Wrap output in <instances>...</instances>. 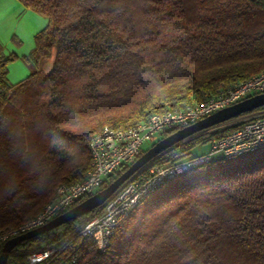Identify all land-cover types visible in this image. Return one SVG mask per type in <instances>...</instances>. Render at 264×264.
Returning a JSON list of instances; mask_svg holds the SVG:
<instances>
[{
    "label": "trees",
    "instance_id": "obj_1",
    "mask_svg": "<svg viewBox=\"0 0 264 264\" xmlns=\"http://www.w3.org/2000/svg\"><path fill=\"white\" fill-rule=\"evenodd\" d=\"M18 1L47 23L26 56L30 73L16 84L6 70L14 56L0 44V232L34 217L57 185L85 175L90 138L104 125L124 128L202 102L264 68V0ZM226 122L150 163L174 162L237 126L211 132ZM86 216L22 241L6 264H26L39 243L54 247L47 264H264V149L166 181L102 252L76 231Z\"/></svg>",
    "mask_w": 264,
    "mask_h": 264
},
{
    "label": "built area",
    "instance_id": "obj_2",
    "mask_svg": "<svg viewBox=\"0 0 264 264\" xmlns=\"http://www.w3.org/2000/svg\"><path fill=\"white\" fill-rule=\"evenodd\" d=\"M260 92H264V68L239 81L234 87L202 102L188 103L179 109L153 112L147 118L124 128L104 125L90 138L91 162L85 175L71 183L57 185L51 198L34 217L13 229L0 232V244L10 237L46 223L80 199L100 189L104 180L122 165L131 163L141 153L144 143L155 140L165 130L185 126L235 101ZM232 120L236 121V128L211 139L207 152L182 157L174 162L149 163L144 166L126 179L102 205L90 211L76 231L81 236L93 237L96 248L102 252L108 247L114 230L129 212L166 181L189 168L211 161L215 155L235 158L247 152L264 149V108L255 109ZM53 251L54 247L51 246L30 250L25 262L47 264ZM60 264L71 263L64 261Z\"/></svg>",
    "mask_w": 264,
    "mask_h": 264
},
{
    "label": "water",
    "instance_id": "obj_3",
    "mask_svg": "<svg viewBox=\"0 0 264 264\" xmlns=\"http://www.w3.org/2000/svg\"><path fill=\"white\" fill-rule=\"evenodd\" d=\"M264 106V92L255 93L245 97L239 101L222 107L210 114L182 126L175 131L156 140L151 146L146 148L139 156H137L125 170L117 175L111 182L98 189L91 195L87 196L80 202L74 204L70 208L58 213L46 223L27 230L21 234L8 238L0 247V264H6L12 252L13 247L19 245L22 241L33 238L44 232L59 227L70 220H75L81 216L88 214L93 209L99 207L115 192L125 181L141 170L144 166L162 152L174 147L175 144L186 139L187 137L209 127L216 126L241 114L251 112L256 108Z\"/></svg>",
    "mask_w": 264,
    "mask_h": 264
},
{
    "label": "rangeland",
    "instance_id": "obj_4",
    "mask_svg": "<svg viewBox=\"0 0 264 264\" xmlns=\"http://www.w3.org/2000/svg\"><path fill=\"white\" fill-rule=\"evenodd\" d=\"M47 23L46 18L36 13L30 8H25L18 0H5L4 4L0 6V44L3 47L4 55L12 54L14 59L9 61L7 65V80L8 83L16 84L23 80L30 73V62L27 57L35 46L34 36L37 32L42 30ZM236 121L230 120L220 127L212 129L211 132H218L228 127L236 125ZM160 136V135H159ZM155 140L146 142L143 148H148ZM158 140V139H157ZM210 141L198 143L191 151L184 157L198 155L209 150ZM220 156H213L212 160L218 159ZM96 191V190H95ZM86 220V219H83ZM62 227H58L61 230ZM39 243L32 247L31 250L42 247Z\"/></svg>",
    "mask_w": 264,
    "mask_h": 264
},
{
    "label": "snow or ice",
    "instance_id": "obj_5",
    "mask_svg": "<svg viewBox=\"0 0 264 264\" xmlns=\"http://www.w3.org/2000/svg\"><path fill=\"white\" fill-rule=\"evenodd\" d=\"M5 0H0V6H2L4 4ZM0 31H2V29H0Z\"/></svg>",
    "mask_w": 264,
    "mask_h": 264
},
{
    "label": "bare ground",
    "instance_id": "obj_6",
    "mask_svg": "<svg viewBox=\"0 0 264 264\" xmlns=\"http://www.w3.org/2000/svg\"><path fill=\"white\" fill-rule=\"evenodd\" d=\"M240 116V115H239Z\"/></svg>",
    "mask_w": 264,
    "mask_h": 264
},
{
    "label": "crops",
    "instance_id": "obj_7",
    "mask_svg": "<svg viewBox=\"0 0 264 264\" xmlns=\"http://www.w3.org/2000/svg\"><path fill=\"white\" fill-rule=\"evenodd\" d=\"M26 8V7H25Z\"/></svg>",
    "mask_w": 264,
    "mask_h": 264
}]
</instances>
